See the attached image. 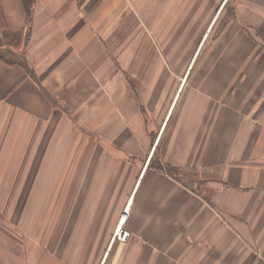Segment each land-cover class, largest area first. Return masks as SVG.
Segmentation results:
<instances>
[{"label": "crops", "instance_id": "0c3cea01", "mask_svg": "<svg viewBox=\"0 0 264 264\" xmlns=\"http://www.w3.org/2000/svg\"><path fill=\"white\" fill-rule=\"evenodd\" d=\"M0 4V264H264V0Z\"/></svg>", "mask_w": 264, "mask_h": 264}, {"label": "rangeland", "instance_id": "374dc122", "mask_svg": "<svg viewBox=\"0 0 264 264\" xmlns=\"http://www.w3.org/2000/svg\"><path fill=\"white\" fill-rule=\"evenodd\" d=\"M26 182H32V180H30V178H26ZM27 193H29V197L27 199L28 200L30 199V201H32L34 198L37 197V194L40 192L28 191ZM93 194L94 192H91V191L84 192L81 190L59 191L58 198H62V199L67 198L69 201L68 204L69 203L71 204V202L73 203V201H75L74 202L75 204H81L80 202L82 198L84 197L92 198ZM95 196H96V193L93 195V198ZM68 204L67 205L63 204L62 206H59L58 208L59 220L57 221V223H54V225H52L53 226L52 230L65 231L69 229L79 230L81 228L82 223L80 222V220H81V216H82L84 208H82L80 205H77V206L74 205L73 207H71ZM68 215L73 217L71 222H66L67 221L66 216Z\"/></svg>", "mask_w": 264, "mask_h": 264}, {"label": "trees", "instance_id": "16d2710c", "mask_svg": "<svg viewBox=\"0 0 264 264\" xmlns=\"http://www.w3.org/2000/svg\"><path fill=\"white\" fill-rule=\"evenodd\" d=\"M22 7H23V11L25 13V18H26V24L28 25L31 21V17H32V4H33V0H20ZM0 29L2 31V36H1V42H3L5 45H13L15 41L18 40V35L15 32H10L7 29V26L5 24V20H4V14L1 8V4H0ZM14 57H12L11 55L9 57H6V55L3 53H0V59L1 60H12L13 58V62L15 63H19L21 66H23L27 71H28V67L27 64L24 60V55L23 53L20 54H15Z\"/></svg>", "mask_w": 264, "mask_h": 264}, {"label": "built area", "instance_id": "2783aa9c", "mask_svg": "<svg viewBox=\"0 0 264 264\" xmlns=\"http://www.w3.org/2000/svg\"><path fill=\"white\" fill-rule=\"evenodd\" d=\"M115 236L118 240L125 241L128 238V232L121 229V226H118L116 229Z\"/></svg>", "mask_w": 264, "mask_h": 264}, {"label": "bare ground", "instance_id": "6f19581e", "mask_svg": "<svg viewBox=\"0 0 264 264\" xmlns=\"http://www.w3.org/2000/svg\"><path fill=\"white\" fill-rule=\"evenodd\" d=\"M127 211H128V209L126 208V209H125V212L123 213V216H122L120 222L118 223V226H121V225L123 224V222H124V220H125V217H126V215H127Z\"/></svg>", "mask_w": 264, "mask_h": 264}]
</instances>
